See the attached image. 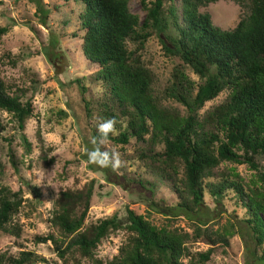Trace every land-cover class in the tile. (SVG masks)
Returning <instances> with one entry per match:
<instances>
[{"label":"trees","instance_id":"1","mask_svg":"<svg viewBox=\"0 0 264 264\" xmlns=\"http://www.w3.org/2000/svg\"><path fill=\"white\" fill-rule=\"evenodd\" d=\"M79 1L83 9L72 34L81 40L84 59L96 68L92 82L102 86L98 97L87 99L83 80H74L86 120L94 123L92 138L100 122L114 118L118 134L109 141L124 150L132 139L133 149L124 150V158L155 180H139L140 186L154 200L156 182L162 183L176 204L166 205L159 225L129 209L126 221L112 214L88 223L96 184L90 179L79 188L58 191L48 219L51 231L35 236V243L50 242L61 264H103L96 256L99 244L122 230L125 242L104 264H206L217 248L229 247L232 229L198 222L186 231L173 222L179 215L193 219L208 194L213 203L228 199L239 207L254 264H264V0H248L247 14L231 29L214 25L210 14L200 11L217 0H137L138 12L131 9L133 0ZM8 30L0 26V41ZM152 37L166 57L179 60L162 89L145 55ZM10 90L0 77V110L23 130L32 103L23 100L21 87ZM221 93V100L201 111ZM36 135L42 142L39 128ZM23 143L28 151L25 137ZM40 156L48 165L47 152L41 150ZM8 159L17 168L11 150ZM241 164L251 172L249 179L238 172ZM31 190L40 196L36 186ZM25 204L34 208L21 188L0 184V234L21 236L17 216ZM197 242L207 249L193 251ZM37 261L45 259L30 250L17 257L0 254V264Z\"/></svg>","mask_w":264,"mask_h":264},{"label":"rangeland","instance_id":"2","mask_svg":"<svg viewBox=\"0 0 264 264\" xmlns=\"http://www.w3.org/2000/svg\"><path fill=\"white\" fill-rule=\"evenodd\" d=\"M1 1L0 26H7L9 30L0 41V77L11 90L17 86L25 91L23 100H31L33 111L24 129L20 130L10 115L0 110V184H8L14 190L21 188L23 196L31 200L34 208L26 204L21 208L17 216L22 226L19 238L0 234V254L17 257L20 251L30 250L45 261L27 264H61L50 242L36 244L34 238L51 231L48 219L58 191L67 187L79 188L90 179H95L96 184L86 222L112 214L126 221V210L129 209L145 215L157 225L163 223L166 205H175L176 198L162 183L156 182L154 200L152 193L140 186L139 180H144V183L155 180L137 166L136 161L124 158V150L131 152L133 149L132 139L124 150L109 140L103 146L109 151L119 152L124 165L118 170L88 163L86 151L93 148L94 123L86 120L78 85L74 80H83L88 88L85 94L87 99L98 97L102 86L92 82L90 75L96 68L89 66L84 59L81 40L78 35L72 34L78 28V14L83 4L79 0ZM247 4L248 0H217L200 8V11L209 13L214 25L231 29L240 17L247 14ZM131 9L139 11L137 0L132 1ZM145 55L157 74V86L162 89L173 65L179 60L166 57L156 37L147 42ZM60 67L63 70L58 74L56 69ZM188 73L197 80L196 75L190 71ZM224 95L221 93L206 102L201 111L221 100ZM38 128L42 142L36 135ZM23 137L29 143L28 151ZM9 150L17 159V168H13L9 162ZM41 150L47 152L48 165L40 156ZM236 168L245 179L250 178L251 172L245 165H237ZM31 186L38 188V198L34 196ZM204 201L206 206L194 214L193 219L179 215L173 226L191 231L193 223L202 222L214 228L232 229L229 247L225 250L217 248L206 264H254L252 239L240 222L243 212L228 199L216 204L206 194ZM230 224H233V228ZM125 239V231L110 234L99 244L96 256L104 264L117 255ZM207 247V244L197 242L191 249L204 251Z\"/></svg>","mask_w":264,"mask_h":264},{"label":"clouds","instance_id":"3","mask_svg":"<svg viewBox=\"0 0 264 264\" xmlns=\"http://www.w3.org/2000/svg\"><path fill=\"white\" fill-rule=\"evenodd\" d=\"M116 123L117 121L112 118L103 120L98 124V136L93 137L91 140L93 148L86 151L88 163L113 171L118 170L124 165L119 152L115 150L109 151L103 147L107 144L110 136L118 134Z\"/></svg>","mask_w":264,"mask_h":264},{"label":"water","instance_id":"4","mask_svg":"<svg viewBox=\"0 0 264 264\" xmlns=\"http://www.w3.org/2000/svg\"><path fill=\"white\" fill-rule=\"evenodd\" d=\"M62 70H63V67L57 68V69H56V73L59 74V73H61Z\"/></svg>","mask_w":264,"mask_h":264}]
</instances>
